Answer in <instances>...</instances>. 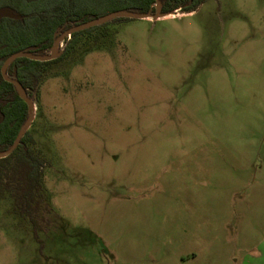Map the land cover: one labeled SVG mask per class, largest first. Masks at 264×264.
I'll use <instances>...</instances> for the list:
<instances>
[{"label":"rangeland","instance_id":"374dc122","mask_svg":"<svg viewBox=\"0 0 264 264\" xmlns=\"http://www.w3.org/2000/svg\"><path fill=\"white\" fill-rule=\"evenodd\" d=\"M32 100L45 220L0 192V264H264V0L102 24Z\"/></svg>","mask_w":264,"mask_h":264},{"label":"trees","instance_id":"16d2710c","mask_svg":"<svg viewBox=\"0 0 264 264\" xmlns=\"http://www.w3.org/2000/svg\"><path fill=\"white\" fill-rule=\"evenodd\" d=\"M76 0H0V9H9L21 19L0 20V152L12 146L21 127L29 117L28 107L19 97L15 86L1 75V66L11 54L28 50L38 55H48L56 32L65 31L117 10L154 12L156 0H97V9L75 6ZM162 13L188 14L194 12L207 0H160ZM118 18L111 22L128 21ZM109 23V22H108ZM105 23L103 25H106ZM100 27L96 26L73 33L66 40L62 56L48 62L15 59L8 67L9 77L17 79L30 98L37 90L48 66L61 61L64 55L78 43L79 39ZM44 158L35 148L29 131L17 148L6 158L0 159V192L9 193L18 212L27 217L34 230H40L44 217L38 220L42 209H46L43 192L42 166Z\"/></svg>","mask_w":264,"mask_h":264},{"label":"water","instance_id":"95a60500","mask_svg":"<svg viewBox=\"0 0 264 264\" xmlns=\"http://www.w3.org/2000/svg\"><path fill=\"white\" fill-rule=\"evenodd\" d=\"M167 15V14H165ZM164 16L162 13V3L160 0H156V5H155V11L154 12H136V11H130V10H117L111 13H108L106 15L100 16L98 18H95L93 20L87 21L85 23L73 26L63 32V34L57 38L54 43L51 46L50 53L48 55H38L33 52H30L28 50H22L18 51L16 53L11 54L9 57L6 58V60L3 62L1 66V75L3 79L11 83L15 86L19 97L25 102V104L28 107L29 111V117L27 121L24 123V125L21 127L18 135L16 136L12 146L10 149L4 152H0V159L6 158L9 156L20 144L21 139L24 137L26 132L28 131V128L30 126L31 120L33 119V108H34V103L32 98L29 97L27 94L25 88L22 86V84L15 78L9 77L7 74V69L9 65L18 58H27L32 61H39V62H48L52 61L56 58L59 57L61 54V51H58L60 44L66 39L69 38L73 33H77L80 31H84L86 29H90L108 22H111L115 19L118 18H126V19H137V20H156L159 19L160 17ZM3 18L7 19H13V20H19L21 19L20 15H17L10 11L9 9H0V20Z\"/></svg>","mask_w":264,"mask_h":264},{"label":"flooded vegetation","instance_id":"af4514ba","mask_svg":"<svg viewBox=\"0 0 264 264\" xmlns=\"http://www.w3.org/2000/svg\"><path fill=\"white\" fill-rule=\"evenodd\" d=\"M171 14V13H170ZM63 32L64 31H61V32H56L55 34H54V40H53V43H54V41L57 39V38H59L62 34H63ZM67 39V38H66Z\"/></svg>","mask_w":264,"mask_h":264},{"label":"crops","instance_id":"0c3cea01","mask_svg":"<svg viewBox=\"0 0 264 264\" xmlns=\"http://www.w3.org/2000/svg\"><path fill=\"white\" fill-rule=\"evenodd\" d=\"M184 15H186V14H184ZM164 16H170V15H164Z\"/></svg>","mask_w":264,"mask_h":264},{"label":"bare ground","instance_id":"6f19581e","mask_svg":"<svg viewBox=\"0 0 264 264\" xmlns=\"http://www.w3.org/2000/svg\"><path fill=\"white\" fill-rule=\"evenodd\" d=\"M167 15H170V14H167Z\"/></svg>","mask_w":264,"mask_h":264}]
</instances>
